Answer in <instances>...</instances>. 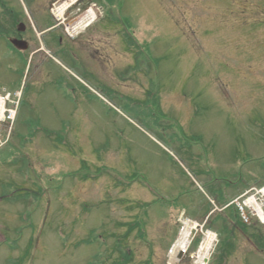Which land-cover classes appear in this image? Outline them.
<instances>
[{"label": "rangeland", "instance_id": "rangeland-1", "mask_svg": "<svg viewBox=\"0 0 264 264\" xmlns=\"http://www.w3.org/2000/svg\"><path fill=\"white\" fill-rule=\"evenodd\" d=\"M84 1L104 16L62 49L56 30L24 60L0 44V94L19 98L0 124V264H111L115 248L194 264L170 254L182 212L211 217L210 264H264L261 222L213 210L264 186V0Z\"/></svg>", "mask_w": 264, "mask_h": 264}, {"label": "flooded vegetation", "instance_id": "flooded-vegetation-1", "mask_svg": "<svg viewBox=\"0 0 264 264\" xmlns=\"http://www.w3.org/2000/svg\"><path fill=\"white\" fill-rule=\"evenodd\" d=\"M38 29L43 34L52 30L57 31L55 37H52L56 49L63 48L62 43L65 42V38L71 40L64 35L62 27L58 25L52 15L48 14L44 21L30 22L21 11H16L8 1L0 0V44L5 42L8 49L15 53L18 59L22 60L25 52H28L35 40H38ZM103 34L104 32L99 33L100 36ZM13 39L18 40L16 43L18 46L27 48L19 49L12 43ZM36 49L40 51L41 47L38 45Z\"/></svg>", "mask_w": 264, "mask_h": 264}, {"label": "bare ground", "instance_id": "bare-ground-1", "mask_svg": "<svg viewBox=\"0 0 264 264\" xmlns=\"http://www.w3.org/2000/svg\"><path fill=\"white\" fill-rule=\"evenodd\" d=\"M75 2L74 0H67L66 3H64V5H62V7H60L61 9L57 11V15L56 17L59 19V18H62L64 12L68 9V7L71 5V3ZM88 12L92 13V16L91 18H89L88 16H85L84 18V22L82 23V25L78 28H86L88 25H91L94 23H97L99 21V19H97L96 16H94V13L93 9H87ZM74 32V31H72ZM7 98H4V97H0V115L3 116V111H4V104H5V101H6ZM260 193H262L263 195H261L260 197L261 198H264V187L263 189L259 190ZM255 197H247L245 199V204L247 206H251L254 208V210L256 211V213L260 216V218H262L264 220V212L262 210V202L259 200L258 202H255ZM187 227L190 229V228H195L194 226V223H187ZM188 229V231H189ZM211 234V230L208 229L206 231V235L209 237ZM183 238L186 239L187 238V233L186 232H183Z\"/></svg>", "mask_w": 264, "mask_h": 264}, {"label": "trees", "instance_id": "trees-1", "mask_svg": "<svg viewBox=\"0 0 264 264\" xmlns=\"http://www.w3.org/2000/svg\"><path fill=\"white\" fill-rule=\"evenodd\" d=\"M115 249H116V251L121 253V256L119 257V259H115V260L111 261V264H126L128 258L130 256V252H126L123 249H120V250H118L117 248H115ZM99 255L97 256L98 258H99ZM111 256L107 257V259H105V260H102V262H100L99 264H108L107 263L108 260L110 261L112 259ZM104 261H106V262H104ZM88 264H96V263H95V261H92V262L90 261Z\"/></svg>", "mask_w": 264, "mask_h": 264}, {"label": "built area", "instance_id": "built-area-1", "mask_svg": "<svg viewBox=\"0 0 264 264\" xmlns=\"http://www.w3.org/2000/svg\"><path fill=\"white\" fill-rule=\"evenodd\" d=\"M183 250L185 251V249L183 248ZM200 261V264H203L204 263V260L203 259H199ZM202 261V262H201Z\"/></svg>", "mask_w": 264, "mask_h": 264}, {"label": "water", "instance_id": "water-1", "mask_svg": "<svg viewBox=\"0 0 264 264\" xmlns=\"http://www.w3.org/2000/svg\"><path fill=\"white\" fill-rule=\"evenodd\" d=\"M17 42V41H16Z\"/></svg>", "mask_w": 264, "mask_h": 264}]
</instances>
